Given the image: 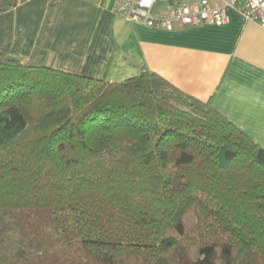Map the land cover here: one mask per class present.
Wrapping results in <instances>:
<instances>
[{
    "label": "trees",
    "instance_id": "16d2710c",
    "mask_svg": "<svg viewBox=\"0 0 264 264\" xmlns=\"http://www.w3.org/2000/svg\"><path fill=\"white\" fill-rule=\"evenodd\" d=\"M19 0H0V12ZM0 57V264H264V147L159 73Z\"/></svg>",
    "mask_w": 264,
    "mask_h": 264
},
{
    "label": "crops",
    "instance_id": "0c3cea01",
    "mask_svg": "<svg viewBox=\"0 0 264 264\" xmlns=\"http://www.w3.org/2000/svg\"><path fill=\"white\" fill-rule=\"evenodd\" d=\"M115 3L19 0L0 12V57L20 35L19 52L28 64L107 82L155 71L209 101L264 147V25L228 7L223 25L168 31L124 19L115 13Z\"/></svg>",
    "mask_w": 264,
    "mask_h": 264
},
{
    "label": "built area",
    "instance_id": "2783aa9c",
    "mask_svg": "<svg viewBox=\"0 0 264 264\" xmlns=\"http://www.w3.org/2000/svg\"><path fill=\"white\" fill-rule=\"evenodd\" d=\"M116 0L114 11L130 22L168 31L186 25L228 22L227 8L249 21L264 25V0Z\"/></svg>",
    "mask_w": 264,
    "mask_h": 264
},
{
    "label": "rangeland",
    "instance_id": "374dc122",
    "mask_svg": "<svg viewBox=\"0 0 264 264\" xmlns=\"http://www.w3.org/2000/svg\"><path fill=\"white\" fill-rule=\"evenodd\" d=\"M215 258V254L214 253H212V252H207L206 253V257H205V259L202 261V262H200V264H208V263H211L212 261H213V259ZM48 259H51V257H50V255H45V257H44V259H42L43 261L42 262H44L45 264L47 263V260ZM182 261H183V263L184 264H191L186 258H182Z\"/></svg>",
    "mask_w": 264,
    "mask_h": 264
}]
</instances>
